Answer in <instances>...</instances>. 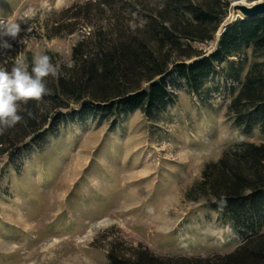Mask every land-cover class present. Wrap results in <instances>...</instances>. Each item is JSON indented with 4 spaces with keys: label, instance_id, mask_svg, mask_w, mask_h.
I'll use <instances>...</instances> for the list:
<instances>
[{
    "label": "rangeland",
    "instance_id": "1",
    "mask_svg": "<svg viewBox=\"0 0 264 264\" xmlns=\"http://www.w3.org/2000/svg\"><path fill=\"white\" fill-rule=\"evenodd\" d=\"M85 1L0 0V19L22 28L10 41L12 49L0 53V67L10 71L19 59L31 68L47 52L57 68L70 64L71 49L87 29L67 19L73 14L67 10ZM242 1L254 3L233 2L225 25ZM218 40L216 33L214 41L197 47L210 53ZM244 59L245 65L252 59L248 49ZM206 88L198 96L176 90L175 104L157 122L140 112L115 128L109 122H69L39 152L21 159L19 173L9 168L0 181V264H108L115 238L156 255L232 252L240 239L231 223L187 200L186 193L224 149L264 136L235 129L221 75Z\"/></svg>",
    "mask_w": 264,
    "mask_h": 264
},
{
    "label": "trees",
    "instance_id": "2",
    "mask_svg": "<svg viewBox=\"0 0 264 264\" xmlns=\"http://www.w3.org/2000/svg\"><path fill=\"white\" fill-rule=\"evenodd\" d=\"M235 1L86 0L70 7L67 19L81 22L85 37L72 47L70 64L47 78L51 93L22 103L23 121L0 134V159L5 158L0 181L9 168L19 173L21 159L39 152L69 122L80 127L109 122L115 128L135 112L157 122L175 104L176 90L207 93L217 75L228 83L235 129L264 136V17L238 18L210 53L197 47L214 41ZM247 49L252 59L245 65ZM186 198L231 223L240 239L232 252L156 255L115 238L108 245V264H264V141H239L224 149Z\"/></svg>",
    "mask_w": 264,
    "mask_h": 264
},
{
    "label": "clouds",
    "instance_id": "3",
    "mask_svg": "<svg viewBox=\"0 0 264 264\" xmlns=\"http://www.w3.org/2000/svg\"><path fill=\"white\" fill-rule=\"evenodd\" d=\"M22 31L21 23L11 19H0V53L11 50L10 41L16 40ZM31 31V28H28ZM58 68L47 55L34 58L31 71L28 65L17 59L7 70L0 67V134L23 121L21 104L30 100L40 101L51 90L47 78L57 77Z\"/></svg>",
    "mask_w": 264,
    "mask_h": 264
},
{
    "label": "water",
    "instance_id": "4",
    "mask_svg": "<svg viewBox=\"0 0 264 264\" xmlns=\"http://www.w3.org/2000/svg\"><path fill=\"white\" fill-rule=\"evenodd\" d=\"M254 3L249 5V3L242 1L240 4H236L233 6V16L232 22L228 25H225L224 23L220 26L218 30L219 37L223 33V31L230 26L232 23H234L238 18V13L241 14L239 18H258V17H264V0H257L253 1Z\"/></svg>",
    "mask_w": 264,
    "mask_h": 264
}]
</instances>
